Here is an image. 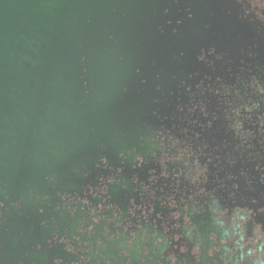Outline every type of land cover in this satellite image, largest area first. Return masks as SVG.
<instances>
[{
	"label": "flooded vegetation",
	"instance_id": "af4514ba",
	"mask_svg": "<svg viewBox=\"0 0 264 264\" xmlns=\"http://www.w3.org/2000/svg\"><path fill=\"white\" fill-rule=\"evenodd\" d=\"M225 2L136 137L44 193L0 190V264H264V0Z\"/></svg>",
	"mask_w": 264,
	"mask_h": 264
},
{
	"label": "water",
	"instance_id": "95a60500",
	"mask_svg": "<svg viewBox=\"0 0 264 264\" xmlns=\"http://www.w3.org/2000/svg\"><path fill=\"white\" fill-rule=\"evenodd\" d=\"M225 0H0V190L21 197L138 134ZM181 24L177 26V23Z\"/></svg>",
	"mask_w": 264,
	"mask_h": 264
}]
</instances>
